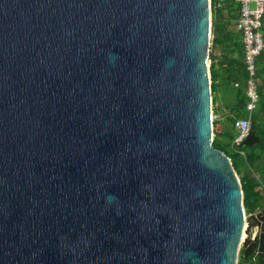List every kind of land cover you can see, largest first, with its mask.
<instances>
[{
  "label": "water",
  "instance_id": "1",
  "mask_svg": "<svg viewBox=\"0 0 264 264\" xmlns=\"http://www.w3.org/2000/svg\"><path fill=\"white\" fill-rule=\"evenodd\" d=\"M210 28V0H0V264H264Z\"/></svg>",
  "mask_w": 264,
  "mask_h": 264
},
{
  "label": "trees",
  "instance_id": "2",
  "mask_svg": "<svg viewBox=\"0 0 264 264\" xmlns=\"http://www.w3.org/2000/svg\"><path fill=\"white\" fill-rule=\"evenodd\" d=\"M210 5L209 73L211 96L219 84L224 87H233L236 91L235 100L227 107L228 125L218 124L213 119L212 145L230 158L241 184L245 213L251 214L264 208V196L262 195L264 187V46L256 59L259 101L250 115L251 124L254 126L259 142L249 147L239 148L237 145H233V140L237 135L234 121L248 117L245 94L247 72L243 62L241 34L236 30L239 4L236 0H210ZM261 32L264 41V17L262 18ZM223 142H226L225 145L222 144ZM255 173L259 176L257 177ZM237 264H252L249 259H244L242 249Z\"/></svg>",
  "mask_w": 264,
  "mask_h": 264
},
{
  "label": "built area",
  "instance_id": "3",
  "mask_svg": "<svg viewBox=\"0 0 264 264\" xmlns=\"http://www.w3.org/2000/svg\"><path fill=\"white\" fill-rule=\"evenodd\" d=\"M236 1L239 4L236 30L241 34L243 62L247 72L245 94L247 97L246 110L248 112V117L246 119L239 118L234 121V128L237 131V135L233 140V145L238 146L248 136L251 130L250 115L259 101L256 59L264 46L261 32L262 18L264 17V0ZM214 118L212 114V119ZM262 195L264 196V187ZM251 214L245 213V218Z\"/></svg>",
  "mask_w": 264,
  "mask_h": 264
},
{
  "label": "crops",
  "instance_id": "4",
  "mask_svg": "<svg viewBox=\"0 0 264 264\" xmlns=\"http://www.w3.org/2000/svg\"><path fill=\"white\" fill-rule=\"evenodd\" d=\"M223 88L224 86L222 84H219L217 89L213 93V99H214V104L212 105V114H214V119L218 124L223 123V117L225 116L227 110H228V105L225 104L224 98H222L223 94ZM226 117V116H225ZM256 176L258 177L259 175L255 173Z\"/></svg>",
  "mask_w": 264,
  "mask_h": 264
},
{
  "label": "rangeland",
  "instance_id": "5",
  "mask_svg": "<svg viewBox=\"0 0 264 264\" xmlns=\"http://www.w3.org/2000/svg\"><path fill=\"white\" fill-rule=\"evenodd\" d=\"M251 6H252V4H251ZM210 40H211V33H210ZM222 98H224V102H225V104L226 105H229L230 103H232L234 100H235V98H236V91H235V89H233V87H224L223 88V94H222ZM228 110H227V112H226V114H225V116L223 117V124H224V126H227L228 125V121H227V116H228ZM213 116H214V114H213ZM226 143V142H225ZM225 143L223 142L222 144L223 145H225ZM239 255H240V251H239Z\"/></svg>",
  "mask_w": 264,
  "mask_h": 264
},
{
  "label": "bare ground",
  "instance_id": "6",
  "mask_svg": "<svg viewBox=\"0 0 264 264\" xmlns=\"http://www.w3.org/2000/svg\"><path fill=\"white\" fill-rule=\"evenodd\" d=\"M246 222H245V224H244V228L246 227ZM255 229L251 232V234L249 235L250 237H252L254 234H255ZM247 236V234L245 233V231L243 232V237L242 238H245Z\"/></svg>",
  "mask_w": 264,
  "mask_h": 264
}]
</instances>
